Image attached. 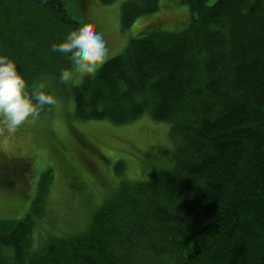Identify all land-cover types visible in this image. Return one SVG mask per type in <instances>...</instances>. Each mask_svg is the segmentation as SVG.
<instances>
[{"label":"trees","instance_id":"16d2710c","mask_svg":"<svg viewBox=\"0 0 264 264\" xmlns=\"http://www.w3.org/2000/svg\"><path fill=\"white\" fill-rule=\"evenodd\" d=\"M179 1L189 10L182 30L159 29L156 17L71 85L77 119L121 124L148 112L168 122L172 163L125 182L84 229L40 247L32 213L0 218V264H264V0ZM69 2L0 0V53L30 84L67 67L49 45L81 25ZM158 7L124 0L121 24ZM16 164L12 174L28 168Z\"/></svg>","mask_w":264,"mask_h":264},{"label":"rangeland","instance_id":"374dc122","mask_svg":"<svg viewBox=\"0 0 264 264\" xmlns=\"http://www.w3.org/2000/svg\"><path fill=\"white\" fill-rule=\"evenodd\" d=\"M123 1L74 0L81 7L67 4L81 24H91L103 34L108 49L104 61L120 54L128 40L156 17L165 20L159 29L166 31H179L187 25V20L183 24L186 13L189 15L186 4L158 0L155 12L142 14L125 27L120 21ZM214 1L207 0V4ZM84 18L87 23L82 22ZM50 75L46 72L36 82L47 85L56 104L46 106L39 118L25 121L13 135L0 129V218L32 213L33 248L84 229L91 213L125 182L143 180L153 170L172 163L178 142L170 124L153 119L148 112L121 124L108 119H77L71 85L83 77L75 75L63 86L49 79ZM83 142L90 152L79 147H85ZM21 160L28 168L12 174L13 163ZM88 164L94 165V172L86 169Z\"/></svg>","mask_w":264,"mask_h":264},{"label":"clouds","instance_id":"9594fccd","mask_svg":"<svg viewBox=\"0 0 264 264\" xmlns=\"http://www.w3.org/2000/svg\"><path fill=\"white\" fill-rule=\"evenodd\" d=\"M49 49L67 61L56 78L57 85L65 86L75 75L94 76L108 52L103 34L91 24L69 30L62 39L51 42ZM56 102L45 83L30 84L16 61L0 53V129L13 135L25 121L39 118L46 106Z\"/></svg>","mask_w":264,"mask_h":264}]
</instances>
